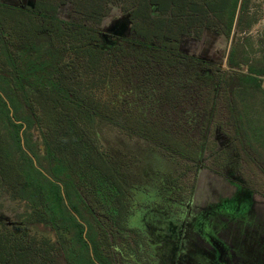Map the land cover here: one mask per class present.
Returning a JSON list of instances; mask_svg holds the SVG:
<instances>
[{
  "label": "trees",
  "instance_id": "obj_1",
  "mask_svg": "<svg viewBox=\"0 0 264 264\" xmlns=\"http://www.w3.org/2000/svg\"><path fill=\"white\" fill-rule=\"evenodd\" d=\"M23 1L0 0V264L122 260L137 185L102 145L110 126L188 161L203 135L217 133L264 173L247 105L264 103V59L248 56L245 37L231 44L226 68L216 54L178 48L207 30L244 31L247 0ZM114 11L129 30L104 48L102 20Z\"/></svg>",
  "mask_w": 264,
  "mask_h": 264
},
{
  "label": "rangeland",
  "instance_id": "obj_2",
  "mask_svg": "<svg viewBox=\"0 0 264 264\" xmlns=\"http://www.w3.org/2000/svg\"><path fill=\"white\" fill-rule=\"evenodd\" d=\"M245 8L249 23L244 31L234 29L229 38L205 31L199 39L180 43L179 50L206 60L216 54L219 65L226 68L231 44L245 37L248 56L264 59V0H247ZM63 9L68 18L69 9ZM128 30L127 18L114 11L102 20L99 43L106 48L117 34L125 35ZM128 104L133 102L129 99ZM247 105L250 124L264 140V103L257 100ZM102 133L103 147L125 159L130 180L137 185L128 221L135 229L125 231V252L117 264H264V173L250 169L235 156L225 137L203 135L195 160L188 161L143 136H127L113 126ZM206 139L211 141L207 146ZM189 180L191 190H178L179 184L188 186ZM246 190L249 207L227 206L232 196ZM187 192H191L189 203L182 201ZM7 216V211L0 210V220ZM136 241L137 249L131 254ZM217 243L225 249L222 255Z\"/></svg>",
  "mask_w": 264,
  "mask_h": 264
},
{
  "label": "flooded vegetation",
  "instance_id": "obj_3",
  "mask_svg": "<svg viewBox=\"0 0 264 264\" xmlns=\"http://www.w3.org/2000/svg\"><path fill=\"white\" fill-rule=\"evenodd\" d=\"M241 194H242V192L241 193L239 192L238 195L236 196V198H233L232 204H230V203H227V204L230 205L231 207L236 208L237 210H239V209L244 210L243 207L248 205L247 201L245 200V198H247V197H245L244 194L243 195H241ZM239 195H241V196H239ZM181 221H184V219H182ZM216 246H218V248L222 251V253H221V255H222L225 251L223 245L217 243Z\"/></svg>",
  "mask_w": 264,
  "mask_h": 264
},
{
  "label": "crops",
  "instance_id": "obj_4",
  "mask_svg": "<svg viewBox=\"0 0 264 264\" xmlns=\"http://www.w3.org/2000/svg\"><path fill=\"white\" fill-rule=\"evenodd\" d=\"M24 1H25V2L28 1V3L26 2L27 4H32V3H33V2L31 3L30 0H24ZM24 1H23V2H24ZM119 13H120V12H119ZM122 15H123V14H122ZM124 16H125V15H124ZM125 17H126V16H125ZM126 18H127V17H126ZM233 30H234V29H233ZM207 31H208V30H207ZM119 33H120V32H119ZM203 33H204V32H203ZM203 33H202V34H203ZM231 33H232V32H231ZM215 34H216V33H215ZM117 35H118V34H117ZM217 35H218V36H221V35H219V34H217ZM230 35H231V34H230ZM201 36H202V35H201ZM201 36H200V37H201ZM191 39L193 40V39H199V38L182 37V38L178 41V48H179L180 43L185 42V41H188V40H191ZM239 192H240V193L242 192L241 195L244 194L245 197H247V198H245V200L247 201L248 205H246L245 207H243V209H246L247 207H249L250 202H251V199H250V193H249V191H247V190H246L245 192H244V191H238L237 193H239ZM241 195H239V196H241ZM239 196H238V197H239ZM231 198H232V199H233V198H236V196H235V197L232 196ZM228 200H230V199H228ZM227 206H229V205L227 204ZM6 221H8V218H6Z\"/></svg>",
  "mask_w": 264,
  "mask_h": 264
}]
</instances>
